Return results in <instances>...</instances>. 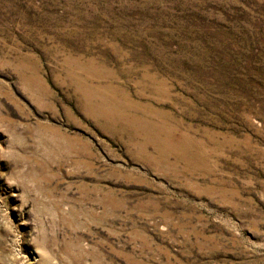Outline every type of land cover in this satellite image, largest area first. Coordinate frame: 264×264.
Masks as SVG:
<instances>
[{
    "label": "rangeland",
    "instance_id": "rangeland-1",
    "mask_svg": "<svg viewBox=\"0 0 264 264\" xmlns=\"http://www.w3.org/2000/svg\"><path fill=\"white\" fill-rule=\"evenodd\" d=\"M0 264H264V0H0Z\"/></svg>",
    "mask_w": 264,
    "mask_h": 264
},
{
    "label": "bare ground",
    "instance_id": "bare-ground-1",
    "mask_svg": "<svg viewBox=\"0 0 264 264\" xmlns=\"http://www.w3.org/2000/svg\"><path fill=\"white\" fill-rule=\"evenodd\" d=\"M93 100V99H92ZM104 101V100H103ZM98 103V102H97ZM108 103V102H107ZM111 104V103H110ZM115 104V103H114ZM98 105V104H97ZM119 106V105H118ZM109 107V106H108ZM88 108V107H87ZM105 109V108H104ZM98 118V117H97ZM127 119H128V117H127ZM112 121V120H111ZM134 123V122H133ZM120 124V123H119ZM139 125V124H138ZM109 126V125H108ZM107 126V127H108ZM144 129V128H143ZM129 130V129H128ZM149 130V129H148ZM150 130H152V129H150ZM125 131V130H124ZM155 132V131H154ZM153 132V133H154ZM152 135V134H151ZM154 135V134H153ZM155 137V136H154ZM157 140V139H156ZM156 142V141H155ZM157 143V142H156ZM159 143V142H158ZM185 144V143H184ZM191 145V144H190ZM156 146V145H155ZM182 146V145H181ZM184 146V145H183ZM186 146V145H185ZM195 146V145H194ZM165 147V146H164ZM167 147V146H166ZM183 148V147H182ZM171 150V149H170ZM188 150V149H187ZM190 150V149H189ZM199 150V149H198ZM191 152V151H190ZM197 155V154H196ZM174 156V155H173ZM193 156V155H192ZM163 157V156H162ZM166 157V156H165ZM168 157V156H167ZM175 157V156H174ZM183 157V156H182ZM184 158V157H183ZM191 158V157H190ZM186 160V159H185ZM188 161H189V159H188ZM164 162V161H163ZM198 162V161H197ZM187 169H188V167H187Z\"/></svg>",
    "mask_w": 264,
    "mask_h": 264
}]
</instances>
